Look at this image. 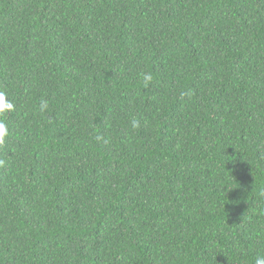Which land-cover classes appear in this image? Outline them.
Wrapping results in <instances>:
<instances>
[{
	"label": "trees",
	"instance_id": "trees-1",
	"mask_svg": "<svg viewBox=\"0 0 264 264\" xmlns=\"http://www.w3.org/2000/svg\"><path fill=\"white\" fill-rule=\"evenodd\" d=\"M0 90V264L264 255V0H0Z\"/></svg>",
	"mask_w": 264,
	"mask_h": 264
},
{
	"label": "clouds",
	"instance_id": "clouds-1",
	"mask_svg": "<svg viewBox=\"0 0 264 264\" xmlns=\"http://www.w3.org/2000/svg\"><path fill=\"white\" fill-rule=\"evenodd\" d=\"M140 75L144 81V87L148 88L153 81V74L150 72H142ZM48 108V104L46 101L41 102V111H44ZM16 111V105L14 101L11 99L9 94L0 90V149H2L8 141L9 136L11 135L9 124L7 122V118L9 114L14 113ZM139 123L137 120L131 121V127L133 129L137 128ZM99 139V137H98ZM6 161L4 159H0V167H4ZM255 264H264V255H258L255 258Z\"/></svg>",
	"mask_w": 264,
	"mask_h": 264
}]
</instances>
